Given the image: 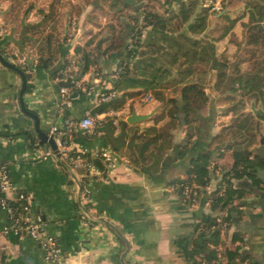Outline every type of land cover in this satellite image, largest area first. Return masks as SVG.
<instances>
[{
    "label": "crops",
    "instance_id": "1",
    "mask_svg": "<svg viewBox=\"0 0 264 264\" xmlns=\"http://www.w3.org/2000/svg\"><path fill=\"white\" fill-rule=\"evenodd\" d=\"M163 1L4 0L0 14L4 52L0 54L21 67L30 84L22 93L23 76L0 57V164L7 165L11 178L5 195L10 200H17L20 191L29 195L31 214L42 215L46 232L54 235L62 247L63 260L70 258L81 264H199L203 251L195 245V237L203 216L229 214L228 207L215 209L209 201L221 180V174L214 170L210 171L208 184L197 188L193 197L179 193L174 185L176 178L185 176L192 154L200 150L218 154L223 143L213 138L221 128L217 122L218 104L213 99L198 120L190 152L177 158L178 146L188 132L181 127L176 131L175 145L155 170L130 157L133 137L152 124L160 110V101L150 90L125 102L131 110L119 116L118 125L109 122L112 116H106L103 110L94 134L76 125L71 127V147L109 148L120 156L113 164L94 163L89 169L71 167L39 132L49 134L54 123L63 121L60 81L70 75L63 74L61 67L77 54L76 46L94 39L99 70L92 65L81 76L93 92L82 91L64 108L63 114L74 119L96 106V93L112 87V71L127 56L125 42L130 40V25L132 18L140 14V4L150 2L164 12L167 7L178 10L184 0ZM228 10L225 7L215 14ZM27 24L28 36L20 50L8 34L14 28L13 37L18 38ZM163 34L154 26L144 27L141 50L151 55V44L161 46ZM108 45L113 48L104 52ZM21 55L27 56L26 63L20 61ZM141 58L136 55L134 61ZM23 103L36 117L24 109ZM133 111L149 115L129 122L127 117ZM122 130L125 134L120 136ZM118 136L125 143L116 148ZM47 149L54 153L45 155ZM213 162L227 169L232 163L230 150ZM258 172L264 179V168ZM233 183L247 188V192L234 201L238 209L227 219V227L221 229L219 242L210 246L238 247L247 261L264 264V182L258 186L243 176L233 179ZM7 222V212L0 207V228ZM0 264L56 263L46 259L41 242L28 232L9 231L0 233Z\"/></svg>",
    "mask_w": 264,
    "mask_h": 264
},
{
    "label": "trees",
    "instance_id": "2",
    "mask_svg": "<svg viewBox=\"0 0 264 264\" xmlns=\"http://www.w3.org/2000/svg\"><path fill=\"white\" fill-rule=\"evenodd\" d=\"M171 1L164 0L163 3ZM226 3L227 0H224L223 4ZM245 5L246 11L249 12V20L244 23L249 54L245 60L249 63L247 67L242 68L227 58L221 59L215 42L232 30L236 17L222 12L218 19L229 21L214 23L209 27L210 10L200 5L199 0H184L178 10L167 7L164 12H159L150 2L140 4V14L132 18L130 39L136 44L135 54L143 58L134 61V54L132 59L127 60L133 50L128 47L130 40L125 42L127 56L118 63L123 65V69L117 77L112 76L111 88L117 89L120 94L108 107L118 108L129 98L148 90L160 101V110L154 115L153 123L132 139L130 157L135 163L152 170L157 169L166 152L175 145L176 131L181 127L186 128L188 132L178 146L177 158H183L190 152L198 120L209 105L208 86L240 91L244 97L255 98L256 103L264 102V0H247ZM148 25L164 32L161 46L151 44V55L141 50L142 31ZM93 42L94 39L90 38L75 49L84 72L92 65L99 70V57L92 46ZM1 44L0 41V51L4 52ZM110 48L113 47L108 45L104 52H108ZM67 64L68 61H65L62 65L63 72ZM70 84L74 86L73 82ZM27 87H30L29 83ZM244 101L241 99L230 107L235 110L231 121L213 137L217 141H224L225 136L229 137L227 142L224 141L220 145L218 154L209 150L192 154L185 176L174 181L176 190L181 194L185 186L189 185V196L193 197L197 188L207 185L210 181L211 163L221 157L225 150H230L232 163L227 169L222 168L219 185L209 196L211 206L215 209L229 208V214L223 217L228 220L233 211L238 209V204L234 201L247 192V188L235 186L233 179L248 176L258 186L264 182L258 172L259 168H264V143L260 142L257 131L258 118L264 117V114L254 113L253 110H237L239 102L244 104ZM160 120L163 122L159 123ZM109 122L113 123V120L109 119ZM72 130L65 135L68 141ZM123 134L124 130L120 136ZM120 136L116 137V148L125 143ZM257 140L259 145H256ZM74 153L75 150L72 149L70 154ZM87 155L94 163L103 166L101 157L90 153ZM11 203L20 211L23 200H11ZM216 217L217 215L206 214L200 223L195 237V245L203 251L199 264L203 258L213 259L218 256L219 250L210 246V243L217 244L221 236V225ZM223 252L227 258L220 264H253L246 260L247 256L241 253L238 247L226 248Z\"/></svg>",
    "mask_w": 264,
    "mask_h": 264
},
{
    "label": "built area",
    "instance_id": "3",
    "mask_svg": "<svg viewBox=\"0 0 264 264\" xmlns=\"http://www.w3.org/2000/svg\"><path fill=\"white\" fill-rule=\"evenodd\" d=\"M224 0H201V4L203 7L209 8L211 11H222L224 7ZM4 8V0H0V10ZM132 38L130 39V44L128 45L133 51L130 56L127 57V60L132 59L135 54V43ZM136 55V54H135ZM21 62L26 63L27 56L21 55L19 56ZM68 64L64 68L66 74L72 77V81L74 86L71 84L61 85L60 92L62 95L60 109L62 111V123H54L50 127L49 134L54 137V140L61 152V156L64 160L70 164L71 167H82L84 169H89L93 167V160L88 157L87 153H90L93 156H99L102 158L104 162L107 164H113L117 160L120 159L118 153L114 152L109 148H95L92 150H87L85 148H73L70 145V141L65 138V135L71 129L72 126L76 125L85 130V132L89 135H92L96 132L99 120V113H92V108L87 109L84 115L80 118L74 119L71 117H67L63 114V110L66 106H70L72 104V100L75 96L80 95L82 91H87L89 93L93 92L92 86H86L85 82L81 78L73 79L74 76L81 74L83 71L81 67V63L77 54L70 56L67 58ZM123 69V65H117L115 69L112 71V76L117 77ZM120 94V91L117 89L110 88L107 91H103L100 93H96V105L101 104L103 102L114 99ZM131 106L129 103H124L122 106L118 108H108L104 111V114L112 116V120L114 124H119V116L126 115L130 113ZM74 149L75 153L70 154V151ZM54 152L50 149L45 151V155L53 154ZM211 169L214 170L218 174H222L223 170L219 165H216L215 162L211 163ZM11 186V178L8 171V167L6 164H0V207L5 209L8 215V222L4 224L0 228V233L15 231L17 233L21 231L28 232L32 237L39 240L44 248L45 257L47 260L54 262L56 264H81L80 262L71 261L70 258L63 260V250L61 245L59 244L57 238L46 232L45 225L46 222L40 213H36L34 215L31 214V203L29 195L24 192H18L17 199L23 200L22 208L18 211L14 205L11 203V200L7 198L5 192L10 189ZM86 193L89 192L88 187H85ZM191 192V187L186 185L183 194L189 195ZM216 220L221 225V229H225L228 225V220L217 215ZM218 249V248H217ZM218 256L213 259L203 258L200 261V264H220L226 260V255L223 252V249H218Z\"/></svg>",
    "mask_w": 264,
    "mask_h": 264
},
{
    "label": "rangeland",
    "instance_id": "4",
    "mask_svg": "<svg viewBox=\"0 0 264 264\" xmlns=\"http://www.w3.org/2000/svg\"><path fill=\"white\" fill-rule=\"evenodd\" d=\"M247 0H227L224 6L228 7V14L235 18L236 23L234 24L233 28L226 36L222 39L217 40V53L221 57V59L227 58L230 62L238 63L242 68L247 67L248 61L245 60L249 57L247 53L248 45L246 43V33H245V22L249 20V12L246 11V3ZM246 11V14L244 12ZM227 19H218V16L215 14V11H209V23H227ZM210 100H215L216 104H218L217 110V122L218 125L221 126L220 130L229 123L234 115V109L230 107L233 104L241 101L244 99V104L239 102L240 106L237 110H252V106L262 107L264 108V102L259 101L255 102V98L244 97L240 91L234 92L231 90H223L221 88L215 89L214 86H208L207 88ZM209 100V102H210ZM206 110V108H205ZM255 113V112H254ZM258 120L260 121V131L258 138L261 140V137L264 136V117H259ZM226 123V124H225ZM263 125V126H262ZM219 126V127H220ZM229 137L225 136L224 141H228ZM223 141V143H224ZM261 142V141H260ZM259 140H257L256 145L260 144ZM222 143V142H221Z\"/></svg>",
    "mask_w": 264,
    "mask_h": 264
},
{
    "label": "water",
    "instance_id": "5",
    "mask_svg": "<svg viewBox=\"0 0 264 264\" xmlns=\"http://www.w3.org/2000/svg\"><path fill=\"white\" fill-rule=\"evenodd\" d=\"M1 13H3V10H0V14ZM32 24L33 23H29V25H32ZM27 27H28V24L25 25V27L22 30V33L20 34V36L18 38L13 37L14 28H12L11 29V32L8 34L12 38L13 42L19 47L20 50H23L22 44L24 42L25 37L28 36V34H26ZM0 57H1V60L5 64L13 67L17 71H19L21 73V75L23 76V81H24V85H23V88H22V93H23L25 91V89H26V84H27V76H26V73L23 71V69L21 67H19L15 63H12V62L6 60L4 57H2L1 54H0ZM83 73H84V71H82L81 74H79L77 76H74L73 79L79 78ZM71 81H72V77H67L66 79L61 80L60 81V84L61 85H68V84L71 83ZM112 101H113V99L112 100H109V101H106V102H103L101 104H98V105L92 107V113H94V114L95 113H100L104 109L108 108L111 105ZM23 107L31 115H33L34 117H36V114L34 112L28 110L24 103H23ZM252 110L255 113L264 114V108H262V107L252 106ZM148 115L149 114L137 113L136 111H133L131 114L128 115L127 120L129 122H133V121H136V120L144 119ZM257 131H260V121L259 120L257 121ZM39 132H40V135H41L43 141H48L52 145V148L55 151V153L57 154V156L61 157V152H60V150H59V148H58V146H57V144H56V142L54 140V137L52 135L46 133V132L41 131V130H39ZM261 141H264V137H261Z\"/></svg>",
    "mask_w": 264,
    "mask_h": 264
}]
</instances>
